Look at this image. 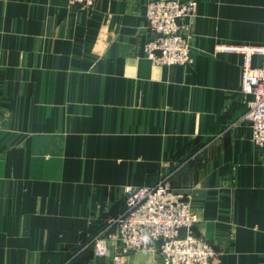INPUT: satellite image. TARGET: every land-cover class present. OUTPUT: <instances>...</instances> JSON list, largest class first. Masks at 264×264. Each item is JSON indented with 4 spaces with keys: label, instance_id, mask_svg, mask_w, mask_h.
Returning a JSON list of instances; mask_svg holds the SVG:
<instances>
[{
    "label": "crops",
    "instance_id": "0c3cea01",
    "mask_svg": "<svg viewBox=\"0 0 264 264\" xmlns=\"http://www.w3.org/2000/svg\"><path fill=\"white\" fill-rule=\"evenodd\" d=\"M149 0H0V264H116L92 241L128 187L190 197L216 264H264V154L242 118V57L264 0H193L187 66H157ZM192 0H181L187 3ZM260 58H254V65ZM119 264H165L158 247Z\"/></svg>",
    "mask_w": 264,
    "mask_h": 264
},
{
    "label": "built area",
    "instance_id": "2783aa9c",
    "mask_svg": "<svg viewBox=\"0 0 264 264\" xmlns=\"http://www.w3.org/2000/svg\"><path fill=\"white\" fill-rule=\"evenodd\" d=\"M99 0H68L70 7L93 10ZM196 1L149 0L146 22L152 38L144 45V55L157 66H187L192 48L184 32V22L195 14ZM217 52L242 57L241 94L252 96L242 121L251 128L256 149L264 154V46L218 45ZM260 62L254 65V58ZM124 211L93 241L97 257L116 251L115 263L124 255L157 246L165 264H216L218 253L204 237L195 233L198 221L190 197L175 191L164 179L150 187H128Z\"/></svg>",
    "mask_w": 264,
    "mask_h": 264
}]
</instances>
